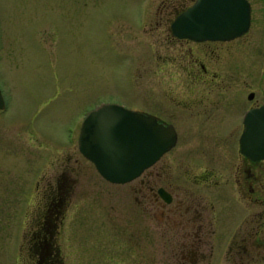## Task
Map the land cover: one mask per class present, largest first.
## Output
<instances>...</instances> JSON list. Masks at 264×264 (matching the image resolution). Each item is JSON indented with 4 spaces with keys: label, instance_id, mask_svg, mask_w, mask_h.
Masks as SVG:
<instances>
[{
    "label": "rangeland",
    "instance_id": "1",
    "mask_svg": "<svg viewBox=\"0 0 264 264\" xmlns=\"http://www.w3.org/2000/svg\"><path fill=\"white\" fill-rule=\"evenodd\" d=\"M192 1L0 0V88L6 100L0 111V264H37L42 252L34 243L44 221L61 264H132L143 260L145 249L158 262L168 248L179 250L165 245L167 238L152 237L147 246L144 238L130 237L148 221L155 229L161 215L141 216L133 184L105 180L81 154L78 140L88 113L102 104L158 111L169 102L157 93L155 73H176L178 67L169 26L158 23ZM251 1L252 28L232 45L238 61L253 58L256 66L232 73L264 69V0ZM161 7L170 13H159ZM232 138L236 143L238 137ZM198 149L183 137L168 157L200 167L199 157H192ZM59 178L70 189L67 203L59 206L58 198L50 207L51 223L46 187L58 188Z\"/></svg>",
    "mask_w": 264,
    "mask_h": 264
},
{
    "label": "flooded vegetation",
    "instance_id": "2",
    "mask_svg": "<svg viewBox=\"0 0 264 264\" xmlns=\"http://www.w3.org/2000/svg\"><path fill=\"white\" fill-rule=\"evenodd\" d=\"M195 1L158 23L169 26L178 67L176 73H155V82L161 84L157 93H165L169 102L161 104L158 111L135 110L174 126L177 144L139 178L127 183L133 184L130 193L141 216L155 220L161 215L159 227L153 229L148 221L140 233L135 231L130 237L144 238L147 246L152 237L167 238L165 245H177L179 250L168 248L157 262L145 249L143 260L132 264H264V159L243 154L240 144L247 115L264 106V69L262 73H232L241 66H256L253 58L238 61L233 53L232 44L244 36L203 42L174 36L172 23ZM249 2L252 28L255 10ZM165 10L161 7L159 13L169 12ZM176 93L180 101L170 97ZM236 136L235 143L232 137ZM183 137L197 142L199 149L192 157H199L195 162L201 163L200 167L193 162L179 165L177 157H168ZM65 178H59L58 188L54 183L46 187L51 192V196L46 195L49 221L54 201L59 198L61 206L67 203L70 183ZM165 254H170V261Z\"/></svg>",
    "mask_w": 264,
    "mask_h": 264
},
{
    "label": "water",
    "instance_id": "3",
    "mask_svg": "<svg viewBox=\"0 0 264 264\" xmlns=\"http://www.w3.org/2000/svg\"><path fill=\"white\" fill-rule=\"evenodd\" d=\"M249 0H196L174 20L171 30L180 39L232 41L251 28ZM6 100L0 88V110ZM79 150L99 174L113 184H127L157 163L177 144V131L158 118L118 103H105L86 116ZM242 153L264 159V106L251 111L240 140Z\"/></svg>",
    "mask_w": 264,
    "mask_h": 264
},
{
    "label": "trees",
    "instance_id": "4",
    "mask_svg": "<svg viewBox=\"0 0 264 264\" xmlns=\"http://www.w3.org/2000/svg\"><path fill=\"white\" fill-rule=\"evenodd\" d=\"M56 206V205H55ZM60 206V204H59ZM58 208V207H57ZM55 210V209H54ZM52 211V210H51ZM58 219V216H55ZM47 222V221H46ZM51 222V221H50ZM48 223V222H47ZM47 223L45 221L41 223L40 230L37 233L38 239L34 243V247H36V250L41 248L40 252V257H38V263L37 264H61L60 263V254L58 248L53 245L54 240L52 239L51 234L48 233L47 231ZM52 223V222H51ZM57 221H53V224L55 225ZM56 229V226H54ZM58 227V224H57ZM53 233V230L51 231ZM56 239V237L54 238Z\"/></svg>",
    "mask_w": 264,
    "mask_h": 264
}]
</instances>
